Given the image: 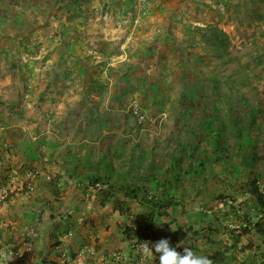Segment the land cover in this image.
I'll return each instance as SVG.
<instances>
[{"label": "rangeland", "instance_id": "1", "mask_svg": "<svg viewBox=\"0 0 264 264\" xmlns=\"http://www.w3.org/2000/svg\"><path fill=\"white\" fill-rule=\"evenodd\" d=\"M252 181L264 193V0H0V230L53 244L72 214L99 253L76 264L128 251V226L264 264ZM152 204L169 215L150 224Z\"/></svg>", "mask_w": 264, "mask_h": 264}, {"label": "built area", "instance_id": "2", "mask_svg": "<svg viewBox=\"0 0 264 264\" xmlns=\"http://www.w3.org/2000/svg\"><path fill=\"white\" fill-rule=\"evenodd\" d=\"M90 206L88 207V209ZM78 222L82 223L83 219ZM25 244L28 251L31 250L33 242L38 238L39 234L36 228H26ZM77 234L74 229L69 228L63 231L56 241L51 245L50 250L53 255V261L57 264H76L80 260L95 258L99 253L95 245L89 242L76 241ZM142 242H147L145 239L132 240L131 248L124 252H110L108 255L103 254L100 257L101 264H128L131 255H140V245ZM150 247V243H149ZM0 250L5 251L12 259L8 264H29L26 257V252L11 245H4ZM139 257L138 264H149L148 260L145 261L142 255Z\"/></svg>", "mask_w": 264, "mask_h": 264}, {"label": "trees", "instance_id": "3", "mask_svg": "<svg viewBox=\"0 0 264 264\" xmlns=\"http://www.w3.org/2000/svg\"><path fill=\"white\" fill-rule=\"evenodd\" d=\"M217 38H218V34H217ZM256 181H252V183H250L249 185V193L252 197V203H254L253 205L255 207H257L260 211H262L264 213V195L260 193L259 189L256 186ZM128 185V184H127ZM129 190L131 191V187H129ZM128 191V192H130ZM133 192H135L134 194L137 195L138 193V189L132 190ZM245 191V190H244ZM105 195V199L104 202H108V201H115L116 203V207L118 212L123 216L127 215L128 213H130V207H129V202L127 200V197H119V196H115L114 194H112L109 190L104 192ZM126 195V194H124ZM234 198V196H232ZM146 204L149 205L150 202H148L149 200L146 198L145 199ZM158 205V206H157ZM163 205H159V204H152L151 206V212L149 214V218H148V222L150 224H154V220L156 217H164V216H168V212L166 211V209L163 208ZM249 221V220H248ZM181 229V228H180ZM243 234H248L249 229L244 228L241 230ZM255 231L258 232V234L264 239V219L261 220L260 222H257L256 226H255ZM233 232V231H232ZM123 235L125 236V238L127 240H139V235L140 233H138V230L135 231L133 230L131 227H126V229L123 232ZM142 239H145L147 241H150L154 238V234H142L141 236ZM151 246V245H150ZM174 247V246H173ZM251 247V246H249ZM228 251V250H227ZM224 254H214L213 258V263L215 264H221L224 261ZM53 264V263H51ZM256 264V263H254Z\"/></svg>", "mask_w": 264, "mask_h": 264}, {"label": "crops", "instance_id": "4", "mask_svg": "<svg viewBox=\"0 0 264 264\" xmlns=\"http://www.w3.org/2000/svg\"><path fill=\"white\" fill-rule=\"evenodd\" d=\"M78 206H79L78 204L72 205V208L76 214H79ZM70 216L71 217L68 218L67 221H66V217L64 218L65 225L68 226V227H66V229L70 228L69 226H71V225H76L75 223H73V215L70 214ZM9 219L10 218H8V217L6 218V221H8V223H9V224H6L7 225L6 227H8V229H3V230L1 229L0 230V235L3 236V239L7 240V243H9V245L15 246V247L19 248L20 250L25 251L29 264H51L53 262V255H52L51 250H50V246L52 245V244H50V238H51V235L54 232V230L51 228L49 231H47L48 233L47 232L45 233L46 236H42V234L40 235V233H39L38 238L33 242V245L31 246V250L28 251V247L25 244L26 237L24 236V235H26L25 225L23 226L21 224L22 225L21 227L17 226V228L14 230V228H11V226H9L11 224L14 225L12 220H9ZM49 224H51V223H49ZM16 225H18V224H16ZM44 225H45V223H44ZM44 229L47 230L46 228H44ZM66 229H64V230H66ZM1 231H2V234H1ZM101 236H102V240H104V235H101ZM84 239H85L84 236H81L80 238L77 236L76 241L79 242V241H83ZM114 242L118 243V241L116 240V241L112 242L113 245L118 246V244H115Z\"/></svg>", "mask_w": 264, "mask_h": 264}, {"label": "clouds", "instance_id": "5", "mask_svg": "<svg viewBox=\"0 0 264 264\" xmlns=\"http://www.w3.org/2000/svg\"><path fill=\"white\" fill-rule=\"evenodd\" d=\"M260 193L264 195L263 192ZM149 243L142 242L140 245V253L145 261L153 257L156 258L158 255L159 264H213L207 256L198 254L191 248H183V251H178L177 247L171 246L169 239L162 238L155 244L150 243L151 247H149ZM11 259L5 251L0 250V264H8Z\"/></svg>", "mask_w": 264, "mask_h": 264}]
</instances>
